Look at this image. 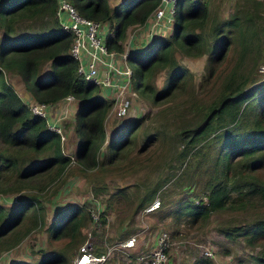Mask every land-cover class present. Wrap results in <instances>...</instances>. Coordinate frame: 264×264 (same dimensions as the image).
<instances>
[{"label":"trees","instance_id":"16d2710c","mask_svg":"<svg viewBox=\"0 0 264 264\" xmlns=\"http://www.w3.org/2000/svg\"><path fill=\"white\" fill-rule=\"evenodd\" d=\"M69 1L81 14L108 21L113 34L107 35L106 43L119 51L123 49L127 27L144 23L160 2L121 0L113 7L109 0ZM262 1L253 0L258 4ZM56 6L57 0H0V192L18 191L26 186L41 189L74 160L62 151L60 132L50 128L44 116L31 111L26 99L7 80L6 70L18 74L29 97L37 101L54 103L72 93L78 100L75 162L83 169L102 165L100 152L107 139L104 121L113 101L78 72V60L69 52L72 33L61 27ZM209 7L210 0H176L172 32L168 36H152L142 49H129L127 55L132 67V87L150 100L158 101L188 86L183 100L198 117L174 134L181 145L174 155L180 168L176 178L185 177L188 184L199 185L200 181L205 189L196 186L189 194L180 195L171 212L193 225H200L212 211L230 207L235 201L244 205L243 198L248 202L256 195L264 205V75L249 77L247 84L239 79L237 70L243 56L240 55L225 74L217 95L202 103L201 97H195L191 70L175 55L176 51L191 56L207 53L198 86L216 75L227 47L233 45L231 38L222 33L224 27L238 30L240 19L232 14L216 23L213 20L206 30L212 18ZM33 18L40 19L41 31L33 27V32L18 35L19 22ZM44 63L49 66L46 72H42ZM160 70L165 77L159 87L154 77ZM140 123V119L129 120L120 134L114 137L115 133L108 140V160H113L116 152L134 139ZM152 138L154 135H148L146 141ZM41 152L47 155L41 157ZM203 190L206 201L200 197ZM193 196L200 198L196 201ZM24 217L29 223L25 229H16ZM90 218L86 204L72 203L57 209L47 228L52 238H66L62 246L37 259L19 258L8 264H70L74 250L86 240L82 227ZM42 222L43 205L36 192L18 196L12 205L0 203V252L13 247ZM219 228L227 236L244 235L248 242L254 238L264 240V219L246 226L223 224ZM94 245H90L93 252L103 251Z\"/></svg>","mask_w":264,"mask_h":264},{"label":"rangeland","instance_id":"374dc122","mask_svg":"<svg viewBox=\"0 0 264 264\" xmlns=\"http://www.w3.org/2000/svg\"><path fill=\"white\" fill-rule=\"evenodd\" d=\"M120 1L109 0V3L114 7ZM209 8L212 18L205 26L206 30L210 28L211 21L216 23L232 14L238 15L240 28L234 30L233 26L224 27L225 31L222 33L231 38L230 44L233 45L227 47L216 75L211 76L210 81L202 86L197 84L205 70L207 53L191 56L175 52L178 60L191 70L195 97H201L202 103L211 101L217 95L225 74L240 55L243 56L237 72L240 74L239 79L243 78L246 84L250 82L249 77L263 75L258 70V65L264 63V0L259 4L253 0H210ZM140 25H131L127 32L132 41L129 47L134 50L142 49L151 35H157L155 29L150 33L146 30L147 26ZM163 25L166 26L161 27L158 35L168 36L172 32L173 21H167ZM40 26V19L20 21L16 33L21 35L33 32V27L36 31H41ZM228 29L231 30L226 31ZM1 36L0 29V38ZM126 50L128 53L129 49ZM48 68V64L44 63L42 72H46ZM5 76L21 97L29 100L28 91L20 76L12 70H6ZM164 77V71H158L154 77L155 85L160 87ZM187 91L188 86H185L179 92L170 93L158 101H152L137 91L126 114L116 116L110 110L104 121L107 139L102 144V153L100 152L102 165L85 169L75 162L74 154L78 143L74 127L78 101L75 100L67 109V117L60 120L62 151L71 155L74 160L58 178L48 181L41 189L26 186L18 191L0 192V203L7 206L14 204L18 196L36 192L42 202L44 214V222L33 226L13 247L2 249L0 264H8L19 258L37 259L44 252L62 246L66 238H52L47 226L57 209L72 203L86 204L91 218L82 227L86 240L74 250L70 264L85 242L108 252L102 264H147L136 256L150 250L155 245L158 233L163 230L169 233L167 264H216L218 261L225 264H264L259 259H264L263 239L254 238L248 242L244 235L227 236L219 228L223 224L246 226L255 220L264 219V205L259 196H253L248 202L243 198L241 201L244 205L235 201L230 207L212 211L200 225L189 224L183 218H176L171 212L180 195L189 194L196 186L205 189L200 181L196 185L188 184L185 177L176 178L180 168L177 167L174 155L181 145L174 134L179 127L191 124L198 117L197 112L186 106L183 100ZM57 104L51 109V118L58 114L57 106H60V102ZM131 119H140L138 132L132 141L116 152L113 160H108V140L115 133L114 137L120 134L123 125ZM148 135H154L149 142L146 141ZM41 153V157L47 155V152ZM149 194L151 196L144 198ZM203 195L204 190L199 196ZM200 197L193 196L197 199ZM156 198L160 200L159 205L152 210H145ZM27 221L24 217L16 229H25L29 223ZM130 235L136 236L135 244L129 248L123 247L122 241ZM206 249L211 250V254H206Z\"/></svg>","mask_w":264,"mask_h":264},{"label":"built area","instance_id":"2783aa9c","mask_svg":"<svg viewBox=\"0 0 264 264\" xmlns=\"http://www.w3.org/2000/svg\"><path fill=\"white\" fill-rule=\"evenodd\" d=\"M176 8V0H160L157 6L148 15L145 25L147 32L156 30L158 35L165 22H172ZM55 14L63 29L72 33V40L69 52L78 60L77 70L88 81L95 83L103 95L112 99V112L116 116L127 113L133 103L136 91L131 84L132 67L127 61V50L131 42L129 40L128 28L126 36L122 40L123 49H110L106 43V37L113 34L107 20L93 19L81 14L69 0H57ZM154 35H151V37ZM258 70L264 75V63L258 65ZM75 96L68 93L54 103L37 101L33 98L26 100L32 112L44 116L50 128L61 131L60 120L67 117V109L75 103ZM78 101V100H77ZM60 102L58 114L51 118V109ZM58 105V104H57ZM56 110V109H54ZM49 118V119H48ZM202 200L206 201L207 196L203 195ZM195 200H199L195 198ZM160 203L159 198L153 199L145 210H152ZM136 242V236L130 235L122 241V246L129 248ZM169 248V233L160 231L155 239V245L145 253H140L136 258L145 261L147 264H167ZM206 254L211 250L206 249ZM108 252L95 253L90 249V244L85 242L79 249L77 257L71 264H102L107 258ZM216 264H225L218 261Z\"/></svg>","mask_w":264,"mask_h":264},{"label":"clouds","instance_id":"9594fccd","mask_svg":"<svg viewBox=\"0 0 264 264\" xmlns=\"http://www.w3.org/2000/svg\"><path fill=\"white\" fill-rule=\"evenodd\" d=\"M136 92H137V90L135 89V88H133ZM25 99V98H24ZM134 100V99H133Z\"/></svg>","mask_w":264,"mask_h":264},{"label":"crops","instance_id":"0c3cea01","mask_svg":"<svg viewBox=\"0 0 264 264\" xmlns=\"http://www.w3.org/2000/svg\"><path fill=\"white\" fill-rule=\"evenodd\" d=\"M18 92V91H17ZM19 93V92H18ZM20 95V94H19Z\"/></svg>","mask_w":264,"mask_h":264}]
</instances>
